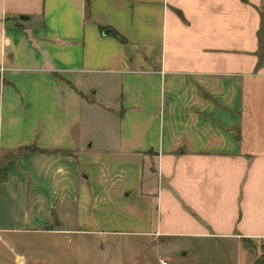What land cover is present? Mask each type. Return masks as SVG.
<instances>
[{"label": "crops", "instance_id": "1", "mask_svg": "<svg viewBox=\"0 0 264 264\" xmlns=\"http://www.w3.org/2000/svg\"><path fill=\"white\" fill-rule=\"evenodd\" d=\"M262 27L264 0H0V208L28 230L74 203L95 231L236 240L255 264L264 148L238 132Z\"/></svg>", "mask_w": 264, "mask_h": 264}, {"label": "rangeland", "instance_id": "2", "mask_svg": "<svg viewBox=\"0 0 264 264\" xmlns=\"http://www.w3.org/2000/svg\"><path fill=\"white\" fill-rule=\"evenodd\" d=\"M261 33L263 38L264 27ZM258 81L264 85V80ZM257 97L260 99L257 112L253 116L251 112L243 115L238 132L246 148L250 145L264 148V141H255L264 139V92ZM96 116L102 118L99 111ZM157 186L156 181L155 190ZM77 210L74 203L60 206L54 215L59 219L51 225L35 214L28 221V230H23L0 208V264H162L161 258L167 264H237L236 240L158 238L144 233V224L125 221H114L112 230L95 231L80 221ZM260 253V250L254 253L256 259Z\"/></svg>", "mask_w": 264, "mask_h": 264}, {"label": "trees", "instance_id": "3", "mask_svg": "<svg viewBox=\"0 0 264 264\" xmlns=\"http://www.w3.org/2000/svg\"><path fill=\"white\" fill-rule=\"evenodd\" d=\"M245 244L250 247L252 253H257L260 250V255L257 257L255 264H264V240H262L259 244L254 243L253 240L249 238H244Z\"/></svg>", "mask_w": 264, "mask_h": 264}, {"label": "built area", "instance_id": "4", "mask_svg": "<svg viewBox=\"0 0 264 264\" xmlns=\"http://www.w3.org/2000/svg\"><path fill=\"white\" fill-rule=\"evenodd\" d=\"M0 100H1V98H0ZM163 263L166 264L167 262L166 261H163Z\"/></svg>", "mask_w": 264, "mask_h": 264}, {"label": "water", "instance_id": "5", "mask_svg": "<svg viewBox=\"0 0 264 264\" xmlns=\"http://www.w3.org/2000/svg\"><path fill=\"white\" fill-rule=\"evenodd\" d=\"M108 32V31H107Z\"/></svg>", "mask_w": 264, "mask_h": 264}]
</instances>
